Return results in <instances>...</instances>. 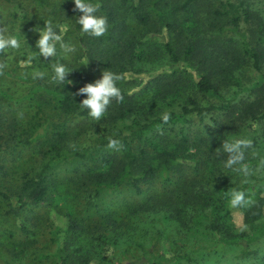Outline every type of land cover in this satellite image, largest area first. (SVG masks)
I'll use <instances>...</instances> for the list:
<instances>
[{
  "label": "trees",
  "instance_id": "1",
  "mask_svg": "<svg viewBox=\"0 0 264 264\" xmlns=\"http://www.w3.org/2000/svg\"><path fill=\"white\" fill-rule=\"evenodd\" d=\"M92 2L107 31L83 33L75 9L81 52L63 82L54 67L65 60L45 56L54 65L27 95L35 111L12 116L14 98L3 91L13 103L0 109V181L4 161L23 148L33 160L20 180L0 186L6 262L264 264V10L257 0ZM104 71L122 76L123 100L96 120L79 90ZM128 72L156 73L144 82ZM239 140L251 143L229 166L225 145ZM232 189L252 200L240 207L246 230L232 219ZM52 211L67 219L64 229ZM44 216L55 224L52 245L33 255Z\"/></svg>",
  "mask_w": 264,
  "mask_h": 264
},
{
  "label": "rangeland",
  "instance_id": "2",
  "mask_svg": "<svg viewBox=\"0 0 264 264\" xmlns=\"http://www.w3.org/2000/svg\"><path fill=\"white\" fill-rule=\"evenodd\" d=\"M258 7L264 10V0H257ZM21 6V7H20ZM25 8L27 14L23 18L20 8ZM74 0H0V37H15L19 41L18 47H9L3 50V56L0 54V109H8V100L13 103V99L4 96L3 91L8 92L14 98V105L11 108L12 116L24 120L29 116V112L33 113L35 108H32L27 95L35 86L34 77L49 71L53 67V63L48 62L45 55L38 47L40 39V28L47 26V21H52V31L58 33L57 24L68 26L65 35L59 41H53L55 45V52L58 58L64 59V65H72L75 59L80 54L79 41L77 39V32L75 29V19L77 18V11L75 10ZM157 35V34H156ZM155 35V37H157ZM153 38L152 41H157ZM166 38L167 35L161 34L158 38ZM148 40V38H146ZM75 51H71V49ZM165 65H159L160 68ZM153 73H133L128 72L131 78H137L139 81L147 80ZM233 89L229 91L227 96H230ZM11 99V100H10ZM23 153L17 160L4 161L6 166V174L2 176L0 186H8L22 178L25 171L29 170L33 160L31 158V151L28 148H23ZM11 158L16 157L11 155ZM258 170V169H257ZM114 204L108 203V206ZM229 210L235 226L238 230H246L248 227L244 223L243 211L240 207L233 208L229 205ZM38 212L44 210L39 209ZM53 213V220L55 224L65 228L67 219L62 216H57ZM47 216H44L42 224L36 228V234L33 237L34 245L29 248L31 254L42 251L45 246L52 245L50 241V232L54 229L55 225ZM9 225V224H6ZM52 226V227H51ZM2 228V229H1ZM3 226H0V237L4 239L2 231ZM2 232V234H1ZM6 239V237H5ZM5 241V240H4ZM23 241L32 244V240L25 238ZM261 247V246H260ZM259 247V248H260ZM262 250V251H261ZM261 254L264 256V246L260 249ZM11 258V255L6 254V251L0 248V264H8L5 259ZM33 256L23 257L21 261L14 260V264H55L51 260H44L41 263L32 261ZM91 264H99L98 260H92Z\"/></svg>",
  "mask_w": 264,
  "mask_h": 264
},
{
  "label": "clouds",
  "instance_id": "3",
  "mask_svg": "<svg viewBox=\"0 0 264 264\" xmlns=\"http://www.w3.org/2000/svg\"><path fill=\"white\" fill-rule=\"evenodd\" d=\"M76 9L83 13L80 16L77 23L81 26L83 33L90 34L94 37H100L105 34L108 28V20L105 16L95 15L97 9L100 8L99 3H93L92 0H74ZM47 26L40 28V39L38 41V47L45 56H51L55 54V45L53 41H59L68 30L67 25L57 24L58 33L52 31V21L46 22ZM19 41L15 37H0V50H5L9 47H18ZM75 51V49H71ZM71 70L64 64H57L54 67L56 79L60 82L65 80L66 75ZM122 79L120 74L112 71H104L102 73V79H98L95 82L86 84L79 90L80 94H87V98L83 99L79 104L82 108L88 110L89 116L99 120L107 112V109L113 99L117 101L123 100L121 89L118 86V81ZM161 119L164 123H167L170 119V113L164 112L161 115ZM250 140H239L234 144H226L225 149L234 153L231 159L228 160V165L231 166L236 161L243 159V152L241 145L250 144ZM120 144L118 139H109L108 147L117 148ZM241 171L247 172L249 169L246 166H242ZM230 206L247 207L252 203L251 198L243 190L232 189L228 193Z\"/></svg>",
  "mask_w": 264,
  "mask_h": 264
}]
</instances>
